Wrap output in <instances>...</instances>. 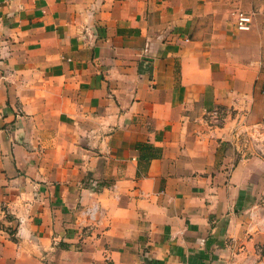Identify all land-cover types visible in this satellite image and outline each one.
Here are the masks:
<instances>
[{"label": "crops", "instance_id": "crops-1", "mask_svg": "<svg viewBox=\"0 0 264 264\" xmlns=\"http://www.w3.org/2000/svg\"><path fill=\"white\" fill-rule=\"evenodd\" d=\"M263 66L264 0H0V264H264Z\"/></svg>", "mask_w": 264, "mask_h": 264}, {"label": "rangeland", "instance_id": "rangeland-1", "mask_svg": "<svg viewBox=\"0 0 264 264\" xmlns=\"http://www.w3.org/2000/svg\"><path fill=\"white\" fill-rule=\"evenodd\" d=\"M263 78L261 80L264 81V66L262 70ZM240 138V142L244 143L245 147L249 154H257L260 151H264V134L259 135V133L254 129H249L246 131L240 132L238 134Z\"/></svg>", "mask_w": 264, "mask_h": 264}, {"label": "built area", "instance_id": "built-area-1", "mask_svg": "<svg viewBox=\"0 0 264 264\" xmlns=\"http://www.w3.org/2000/svg\"><path fill=\"white\" fill-rule=\"evenodd\" d=\"M251 23H252V17L251 15L244 13V12H239L237 13L236 16V21H235V27L240 30V31H247L251 28ZM94 214L91 216V218H94Z\"/></svg>", "mask_w": 264, "mask_h": 264}]
</instances>
